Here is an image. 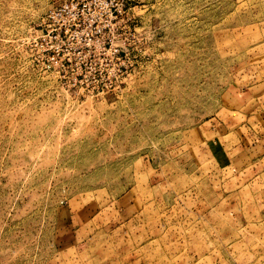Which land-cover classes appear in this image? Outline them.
I'll list each match as a JSON object with an SVG mask.
<instances>
[{"label": "rangeland", "instance_id": "obj_1", "mask_svg": "<svg viewBox=\"0 0 264 264\" xmlns=\"http://www.w3.org/2000/svg\"><path fill=\"white\" fill-rule=\"evenodd\" d=\"M57 1L0 0V264H264V0H137L47 69Z\"/></svg>", "mask_w": 264, "mask_h": 264}, {"label": "built area", "instance_id": "obj_2", "mask_svg": "<svg viewBox=\"0 0 264 264\" xmlns=\"http://www.w3.org/2000/svg\"><path fill=\"white\" fill-rule=\"evenodd\" d=\"M137 0H58L40 22V45L47 69L72 64L70 51L63 46L86 42L94 54L101 42L110 55H126L123 44L116 43L115 33L136 30ZM107 35L101 40L100 35ZM93 47V48H92ZM94 49V50H93ZM111 50V51H110Z\"/></svg>", "mask_w": 264, "mask_h": 264}]
</instances>
